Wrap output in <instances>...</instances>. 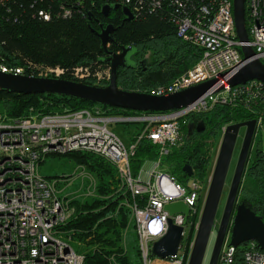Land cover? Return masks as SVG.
<instances>
[{
    "label": "built area",
    "instance_id": "2783aa9c",
    "mask_svg": "<svg viewBox=\"0 0 264 264\" xmlns=\"http://www.w3.org/2000/svg\"><path fill=\"white\" fill-rule=\"evenodd\" d=\"M98 1L96 9L104 4H119L127 6L134 16L142 0ZM96 3L91 1V5ZM161 3L162 0L158 1V5ZM60 4L64 17L70 16L71 8L64 1ZM165 6L177 35L199 47L200 58L168 84L143 91L167 95L210 79H215V85L186 107L165 112L113 116L96 105L61 113H42L30 108L26 115L17 118L0 113V264H83V253L70 245L71 235L59 228L74 214L71 199L59 194L56 179L38 172L39 163L47 156L73 151L93 153L110 162L126 191L133 198L141 197L142 204L125 203L136 229L141 264H187L193 239L188 242L186 238L192 226L197 228L202 191L208 187L211 173L203 180L191 175L181 182L160 168L162 160L183 142L181 118L209 110L216 104L249 110L255 119L256 133L264 132V83L252 79L231 86L227 82L244 63L241 46L252 47L254 56L264 63V0H245L247 41L237 37L233 0H166ZM83 9L92 12L87 6ZM0 71L37 77L69 75L77 81L90 80L94 85H104L110 78V66L106 63L95 68L78 66L67 72L59 65L7 64L1 55ZM112 122H138L143 126L132 141L125 143L109 128ZM142 139L156 144L158 154L150 160L152 164L147 170L141 167L134 175L130 159ZM215 141L208 140L211 155ZM179 200L189 207L191 221L187 231L188 219L184 222L182 213L170 215L164 209L165 204ZM168 219L183 227L182 238L174 255L161 258L153 255L152 244L166 233ZM244 246V264H264V251L254 241ZM236 248L226 238L218 264H234Z\"/></svg>",
    "mask_w": 264,
    "mask_h": 264
},
{
    "label": "trees",
    "instance_id": "16d2710c",
    "mask_svg": "<svg viewBox=\"0 0 264 264\" xmlns=\"http://www.w3.org/2000/svg\"><path fill=\"white\" fill-rule=\"evenodd\" d=\"M60 1L72 13L64 17ZM78 1H83L79 4ZM92 0H0V55L11 65L25 67L59 65L67 72L78 66L95 68L104 64L108 55L102 47L98 31L100 24H112V42L108 51L116 52L122 46L132 48V56L143 63L137 67H120L117 84L125 90H149L166 85L192 67L200 58V48L182 40L166 10V0L139 1L136 15L126 19L122 11H111L104 16ZM119 1V0H113ZM92 9L84 12L83 7ZM63 78L71 79V76ZM92 84L90 80L84 81ZM90 101L52 93L23 94L0 90V113L11 118L27 114L30 108L42 113H61L90 109ZM108 115H138L139 111L99 105ZM242 106L216 104L200 113H189L180 120L183 142L166 157L168 172L181 182L188 178L182 170L191 166L192 176L205 179L209 175L212 156L208 140H217L223 126L235 121L253 118ZM202 121L204 129L189 132L190 123ZM138 123V122H135ZM143 124L139 123L137 132ZM137 134V133H136ZM258 131L252 141L249 159L243 174L239 201H244L256 214L264 215V148ZM134 138V137H133ZM158 146L148 139L137 143L130 159L131 171L136 175L146 160L157 157ZM95 177V194L87 199L73 198L70 205L74 214L59 228L68 231L72 240L81 245L83 264H130L123 243L126 229L131 223V211L126 202L137 201L121 185L115 167L93 153L73 151L66 154ZM179 173V174H178ZM192 226L187 241L193 239ZM245 246L240 245L234 254V264H244Z\"/></svg>",
    "mask_w": 264,
    "mask_h": 264
},
{
    "label": "water",
    "instance_id": "95a60500",
    "mask_svg": "<svg viewBox=\"0 0 264 264\" xmlns=\"http://www.w3.org/2000/svg\"><path fill=\"white\" fill-rule=\"evenodd\" d=\"M118 8L126 19L133 18L129 8L119 4H104L101 12L104 16H108L111 11ZM233 16L238 39L247 41L245 0H233ZM113 29L112 24L105 26L100 24V30L97 32L102 47L108 54L103 59L104 63L110 66V78L106 84L94 85L62 77H37L0 71V90L23 94L52 93L139 112H165L186 107L206 93L215 83V79H210L167 95H154L144 91L120 88L117 84L118 69L135 67L136 63L130 61L132 48L129 46H122L119 53L108 51V44L112 42ZM240 50L244 63L229 76L228 84L231 86L244 84L252 79L264 83V63L254 56L252 47L244 45L240 47ZM255 124L254 118L231 122L225 126L221 134L187 264H203L214 229L216 230L207 264H218L220 251L226 238L235 247L254 241L259 249L264 251V215L256 214L246 202L238 199L252 141L256 134ZM203 129L202 121L196 124L190 123L188 126L189 132L192 130L200 132ZM241 130L243 135L240 148L219 221L216 224L217 210ZM182 170L188 176L193 174L188 164H184ZM164 209L170 215L182 213L184 222L188 219L189 207L180 200L165 204ZM182 232V226L175 225L171 219H168L166 233L152 244L153 255L161 258L174 255L180 244Z\"/></svg>",
    "mask_w": 264,
    "mask_h": 264
},
{
    "label": "rangeland",
    "instance_id": "374dc122",
    "mask_svg": "<svg viewBox=\"0 0 264 264\" xmlns=\"http://www.w3.org/2000/svg\"><path fill=\"white\" fill-rule=\"evenodd\" d=\"M138 127H139V123H135V122H112L109 124V128L113 130L116 134H118L125 143L133 140V137L137 133ZM242 135H243V130H241L240 136L238 137L236 143L232 163L230 166L228 177L226 179L224 191L221 196L220 204L217 210L216 224H218L219 217L223 208V204L227 195L231 176L235 166V161L240 148ZM220 139H221V135L214 143V150L211 155L212 159L210 163L209 174L211 173L215 163L217 151L220 144ZM261 145L264 148V135H261ZM151 161L146 160L144 162V164L142 165L143 170H147L150 167V165L152 164ZM82 168L83 167L79 166L73 159H71L66 155L53 154L47 156L41 163H39L38 172L42 176H45L49 179L57 180V190L60 195L68 196L69 199H73V198L87 199L95 194L94 186L96 181L94 175L91 172H89L85 167L84 170H82ZM160 168L165 171L168 170V167L166 165V156L163 158L162 165ZM206 190H207V186H205L204 190L202 191V195H201L202 204L205 198ZM190 221H191V217H189L188 219L186 231L189 229ZM215 230L216 229H214L211 239L209 241L208 248L206 251V258L204 259L203 264H207V259L209 257L210 249L212 247ZM123 243L125 245L126 253L130 259V264H141L138 255V238L133 221L126 229V235ZM70 245L74 248L76 252L83 251L81 245H78L74 240L70 241Z\"/></svg>",
    "mask_w": 264,
    "mask_h": 264
},
{
    "label": "flooded vegetation",
    "instance_id": "af4514ba",
    "mask_svg": "<svg viewBox=\"0 0 264 264\" xmlns=\"http://www.w3.org/2000/svg\"><path fill=\"white\" fill-rule=\"evenodd\" d=\"M109 51L113 52L112 50H109ZM119 52H120V50H118V51H116V52H114V53H119ZM129 58H130V61L136 63L135 67L141 65V64L139 63V61H141V59L138 58L137 60H135V58L132 56V50H131V56H129ZM131 67H132V66H131Z\"/></svg>",
    "mask_w": 264,
    "mask_h": 264
},
{
    "label": "bare ground",
    "instance_id": "6f19581e",
    "mask_svg": "<svg viewBox=\"0 0 264 264\" xmlns=\"http://www.w3.org/2000/svg\"><path fill=\"white\" fill-rule=\"evenodd\" d=\"M214 85H215V83H213V85H212L210 88L212 89ZM211 89H210V90H211ZM204 94H205V93H204ZM201 96H202V95H201ZM201 96H200V97H201ZM200 97H198V98L195 99L194 101L198 100ZM194 101H193V102H194ZM131 139H132V138H131ZM131 141H132V140H131ZM166 157H167V156H166ZM178 174H179V173H178Z\"/></svg>",
    "mask_w": 264,
    "mask_h": 264
}]
</instances>
